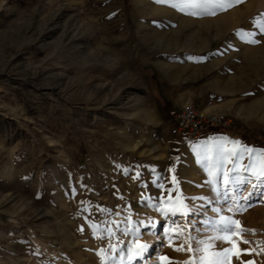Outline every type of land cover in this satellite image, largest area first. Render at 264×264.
Wrapping results in <instances>:
<instances>
[{"label": "rangeland", "instance_id": "374dc122", "mask_svg": "<svg viewBox=\"0 0 264 264\" xmlns=\"http://www.w3.org/2000/svg\"><path fill=\"white\" fill-rule=\"evenodd\" d=\"M250 1L194 16L155 0H0V264H121L119 250L134 243L150 245L144 256L151 264H184L201 255L187 250L198 247L189 235L210 240L213 251L233 247L210 239L223 233L205 221L219 215L248 230L231 237L242 251L230 264H264L262 198L229 212L197 154L219 137L264 149V108L246 112L264 97V66L251 74L243 55L264 43L256 23L264 20V0L220 37L182 24ZM239 77L243 90L232 82ZM185 103L225 114L229 128L183 142L170 133L168 112ZM173 176L179 183L171 197L194 209L187 217L152 206L168 199ZM251 191V184L243 189Z\"/></svg>", "mask_w": 264, "mask_h": 264}, {"label": "snow or ice", "instance_id": "6c2138e0", "mask_svg": "<svg viewBox=\"0 0 264 264\" xmlns=\"http://www.w3.org/2000/svg\"><path fill=\"white\" fill-rule=\"evenodd\" d=\"M158 4H166L181 12H186L189 15L194 16H215L219 12L227 11L228 9L240 4L243 0H155ZM261 33H264V20L258 19L256 21ZM238 35L248 43L258 44L260 41L255 38V33L239 31ZM231 145V147H226ZM203 152H197L198 156L202 155L204 162V170L207 172L209 180L207 183L211 186V190L215 193L216 197L220 200L226 201L230 204L228 208L229 212L244 211L248 207H251L250 201L254 196L261 197V202H264V149H256L247 145H243L239 140L230 139L228 137L212 138L208 141H204L201 144ZM247 158V163L244 164L242 161ZM231 164L232 167H226ZM127 174V169L124 170ZM174 171V170H173ZM139 173H137L138 178ZM253 179L255 183H252ZM173 189L169 190L168 199L162 200L160 205H152L157 211L161 212L162 215L176 216L177 213L187 217L190 212L194 211L184 204L181 197H177L175 200L171 197V191H178V181L175 176L172 178ZM223 184V188L220 184ZM248 184L252 185V191L247 196L244 195L243 189ZM163 187V185H159ZM74 191V190H73ZM192 199H197L193 197ZM199 199H204L203 197ZM85 211H88L86 206ZM105 211H107L105 209ZM213 211L220 213L221 209L215 208ZM235 214V213H233ZM143 227L149 226L154 227L155 224L149 222L145 224L143 221L136 222ZM175 223V222H173ZM206 224L211 223L214 230L217 233H223V235H215L211 237V241L221 240L228 242L233 247L224 248L219 251H213V243L210 240H196L195 237L189 235L188 240L190 242L195 241L198 245L197 248L193 249L191 246L187 249L189 252L201 253L197 258L195 255L189 260L184 261V264H230L231 255L239 257L241 249L237 247V241L231 237L233 235H240L247 229L241 227V222L233 219L232 216L219 215V219L215 221H205ZM94 234L98 232V226L90 224ZM83 231V229H81ZM109 236H113L112 229H107ZM135 233L138 235L139 228H136ZM169 233L173 231L172 228L168 229ZM179 235H182V230H177ZM127 234V230H125ZM99 238V237H98ZM171 235L169 240L171 243ZM243 243H250L244 240ZM109 248L113 252L117 251V248L113 244H109ZM150 249V245L147 243H134L127 247L126 252L123 249L119 250V261L124 264L125 261L131 264L132 261L142 259ZM176 251H183V246L175 248ZM105 253L104 249H100V255L103 256ZM112 259H115L113 257ZM160 261H169V258L162 256L159 258ZM106 264V262H105ZM171 264V262H169ZM246 264H254L253 261H247Z\"/></svg>", "mask_w": 264, "mask_h": 264}, {"label": "bare ground", "instance_id": "6f19581e", "mask_svg": "<svg viewBox=\"0 0 264 264\" xmlns=\"http://www.w3.org/2000/svg\"><path fill=\"white\" fill-rule=\"evenodd\" d=\"M254 3H255V0H251L247 4L241 7L235 8L233 11L227 14H221L214 18L203 17L199 21L193 20L191 18H185L183 19L182 24L187 25V26L198 25L199 29H201V31H204L205 35L210 36V34H212L214 36L220 37V35H224L227 32L231 31L236 26V24L241 20V18L249 14L252 11ZM243 55L249 62V68H250L251 74L253 73L254 75H257L259 73V70L262 68V66H264V43L257 47H251V48L245 49V51L243 52ZM260 71H262V69ZM242 80H243L242 77H239V79H236V78L233 79L232 82L236 84L237 90H243L245 88L244 82ZM252 81L253 79H247V82L249 83H251ZM261 92H264V91H261ZM261 92L254 89L255 95L262 94ZM117 102H122V101L120 98H118ZM250 105L251 107H248L249 109H247V111L245 110L246 108L244 109L247 112V115H253L256 112L253 109V107L264 108V97H260V98L253 100L252 102H250ZM214 114L216 115V113ZM143 234H146V233H143ZM156 246H159V244H156L155 247ZM135 262L136 264H151L152 258H146L144 256L142 259H137Z\"/></svg>", "mask_w": 264, "mask_h": 264}, {"label": "built area", "instance_id": "2783aa9c", "mask_svg": "<svg viewBox=\"0 0 264 264\" xmlns=\"http://www.w3.org/2000/svg\"><path fill=\"white\" fill-rule=\"evenodd\" d=\"M168 115L172 122L170 133L180 136L182 141L194 140L209 130H226L230 126V120L225 114L204 113L192 103H185L178 109H171Z\"/></svg>", "mask_w": 264, "mask_h": 264}, {"label": "crops", "instance_id": "0c3cea01", "mask_svg": "<svg viewBox=\"0 0 264 264\" xmlns=\"http://www.w3.org/2000/svg\"><path fill=\"white\" fill-rule=\"evenodd\" d=\"M210 131V130H209ZM205 133V132H204ZM184 142V141H183Z\"/></svg>", "mask_w": 264, "mask_h": 264}]
</instances>
